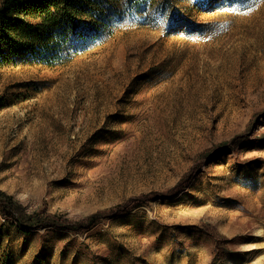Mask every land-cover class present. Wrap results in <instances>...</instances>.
Listing matches in <instances>:
<instances>
[{
	"label": "rangeland",
	"instance_id": "obj_1",
	"mask_svg": "<svg viewBox=\"0 0 264 264\" xmlns=\"http://www.w3.org/2000/svg\"><path fill=\"white\" fill-rule=\"evenodd\" d=\"M107 1L101 35L66 64L27 55L0 66V188L66 224L100 217L23 229L0 211V264H242L264 254V74L244 56L193 116L167 132L153 120L185 64L206 65L211 49L264 24V0Z\"/></svg>",
	"mask_w": 264,
	"mask_h": 264
},
{
	"label": "trees",
	"instance_id": "obj_2",
	"mask_svg": "<svg viewBox=\"0 0 264 264\" xmlns=\"http://www.w3.org/2000/svg\"><path fill=\"white\" fill-rule=\"evenodd\" d=\"M111 9L107 0H2L0 3V66L29 55L45 67L66 64L72 54L101 35ZM238 135L233 141H238ZM0 211L23 229L54 225L82 229L100 213L66 224L55 215L29 212L14 195L0 188Z\"/></svg>",
	"mask_w": 264,
	"mask_h": 264
},
{
	"label": "bare ground",
	"instance_id": "obj_3",
	"mask_svg": "<svg viewBox=\"0 0 264 264\" xmlns=\"http://www.w3.org/2000/svg\"><path fill=\"white\" fill-rule=\"evenodd\" d=\"M250 32L251 34L249 36H245V35L239 36L238 38L240 39V42L238 44L235 42L236 45L232 43L233 46H231L230 44V47L228 46L229 48L227 47L226 50L225 48L223 50L215 49V48L211 49L205 55L206 61L205 63L204 62L203 63L206 64L207 62L206 65H203L202 62H200L199 64L192 61H191L192 63L190 62L187 65L184 63L185 66L184 68L182 67L184 72L182 73L180 72L181 74L177 78L176 82L174 81L172 83H169L167 85V88L165 87L166 88L165 90L167 91L166 94L167 98L166 100H164L163 108L158 110L157 113L154 114V119H153L154 123L158 127V129H160V131L167 132L170 129V127H172V125H176V124L178 125L181 119L184 118L185 116L188 117L193 116V114L197 110H199L198 108L200 106L202 107V105L205 104V102L208 100V98H210V96H213L212 93L215 92V91L213 92V84L215 81L214 78L218 77L219 79H222L223 76L233 77L237 75L238 68L240 67V64L244 56H246L245 58L246 65L254 66L255 72L254 71L252 72L254 73L257 72L256 74H262V73L264 74V24H261V26L252 29ZM233 41L235 40L233 39ZM246 52L247 54H245ZM186 73L189 74L184 77L183 75ZM182 77L184 78L181 80ZM154 85L155 84L153 83V86ZM160 101L162 100L160 99ZM252 248H256V247H252ZM242 264H264V254H262V251L253 252L248 256L246 260L243 261Z\"/></svg>",
	"mask_w": 264,
	"mask_h": 264
}]
</instances>
